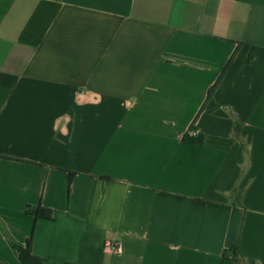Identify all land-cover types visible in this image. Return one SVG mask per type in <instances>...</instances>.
I'll list each match as a JSON object with an SVG mask.
<instances>
[{"label": "crops", "instance_id": "0c3cea01", "mask_svg": "<svg viewBox=\"0 0 264 264\" xmlns=\"http://www.w3.org/2000/svg\"><path fill=\"white\" fill-rule=\"evenodd\" d=\"M28 239L264 264V0H0V264Z\"/></svg>", "mask_w": 264, "mask_h": 264}, {"label": "trees", "instance_id": "16d2710c", "mask_svg": "<svg viewBox=\"0 0 264 264\" xmlns=\"http://www.w3.org/2000/svg\"><path fill=\"white\" fill-rule=\"evenodd\" d=\"M234 132L236 135H238L240 132V125L236 121H234ZM242 148H243V145H242ZM35 215H36V217L50 218L51 217V211L49 209H46V208L38 207L35 210ZM29 246H30V239H28L27 245L25 248H22L20 246H16V250H17L18 256H19L22 264H42L40 258H38V257H36L30 253ZM237 248H238L237 244L231 248L234 255L237 254ZM64 264H69V263H64Z\"/></svg>", "mask_w": 264, "mask_h": 264}, {"label": "built area", "instance_id": "2783aa9c", "mask_svg": "<svg viewBox=\"0 0 264 264\" xmlns=\"http://www.w3.org/2000/svg\"><path fill=\"white\" fill-rule=\"evenodd\" d=\"M105 247L113 251H118L120 249V243L117 240H107Z\"/></svg>", "mask_w": 264, "mask_h": 264}]
</instances>
